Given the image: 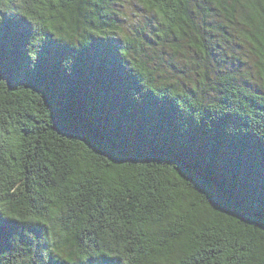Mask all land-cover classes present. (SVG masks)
<instances>
[{"label": "trees", "instance_id": "16d2710c", "mask_svg": "<svg viewBox=\"0 0 264 264\" xmlns=\"http://www.w3.org/2000/svg\"><path fill=\"white\" fill-rule=\"evenodd\" d=\"M117 1L0 0V264H264V0Z\"/></svg>", "mask_w": 264, "mask_h": 264}, {"label": "rangeland", "instance_id": "374dc122", "mask_svg": "<svg viewBox=\"0 0 264 264\" xmlns=\"http://www.w3.org/2000/svg\"><path fill=\"white\" fill-rule=\"evenodd\" d=\"M114 13H116L117 30L114 35V41L118 44H124L126 40L136 38L143 45V52H138L137 48L135 50L139 53L138 57L134 53L132 56H136L138 59H143L144 62L153 64V66H158V76L159 80L176 83L179 87L183 88L190 83V78L193 75L194 67L189 65L186 66L188 58L175 57L169 50H161L158 53H152L153 50L150 49L151 43L155 42L153 38V20L147 17V14L141 10L139 2L136 0H118L114 6ZM136 47L135 45H133ZM222 53V52H221ZM240 51L234 50L226 51V55H223V60L228 62L232 59L228 65L231 68L238 67L240 75L244 77L249 82L255 85H259L260 81L255 74L252 67V54L245 50V54L241 55ZM147 54V55H146ZM220 52L216 54L219 56ZM241 60L242 62H238ZM234 63V65H233ZM227 65L226 63H222Z\"/></svg>", "mask_w": 264, "mask_h": 264}]
</instances>
